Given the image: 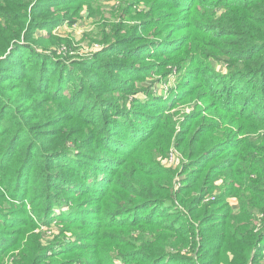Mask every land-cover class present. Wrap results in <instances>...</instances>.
<instances>
[{
  "label": "trees",
  "instance_id": "trees-1",
  "mask_svg": "<svg viewBox=\"0 0 264 264\" xmlns=\"http://www.w3.org/2000/svg\"><path fill=\"white\" fill-rule=\"evenodd\" d=\"M119 2L112 44L70 65L52 31L94 0H0V264H259L264 0ZM173 69L192 71L175 99H135V79ZM171 144L179 173L157 161Z\"/></svg>",
  "mask_w": 264,
  "mask_h": 264
},
{
  "label": "rangeland",
  "instance_id": "rangeland-1",
  "mask_svg": "<svg viewBox=\"0 0 264 264\" xmlns=\"http://www.w3.org/2000/svg\"><path fill=\"white\" fill-rule=\"evenodd\" d=\"M120 0H94L96 4V9H98V14L96 13L95 15H92L91 17L87 16L86 14L83 15L82 18H78L76 16H68L66 20H62L58 26L53 29L52 34L58 36L61 38V40L65 44H61V46L58 48L57 54L64 56L67 54L66 59L70 65H72L75 62H80V61H85L87 62L88 59H91V57L97 52L100 53L103 51V49L106 46H109L112 44L111 42L115 39V34L114 31L112 30L115 26H119V10H116L114 8H118L120 6ZM142 1H140L139 4L134 5V10L136 12L143 11V6L141 5ZM145 6V5H144ZM114 11V12H112ZM147 11V10H145ZM124 13V12H123ZM129 13V14H127ZM122 15L121 21L128 25L131 26L134 24L136 21L131 20V12H127ZM69 20V21H68ZM65 21V22H64ZM181 21L178 20V23ZM114 25V26H113ZM37 34H44L45 35V30L37 29L36 30ZM111 31V32H110ZM183 31H178L174 33L173 37L174 39L180 37ZM107 36V40L105 43H100L98 39L102 38L103 36ZM124 35H127L125 33ZM209 67L213 70L212 74L217 76L219 78V82H224L226 75V67L222 65L220 62H209L208 63ZM162 66H160L158 69H161ZM167 69V68H166ZM86 71V70H85ZM162 71H165V68L162 69ZM188 75H192V71H188L187 73L184 71H176L172 70L168 74H165L164 76H159V75H154L152 74L151 76L146 75L143 80H138L135 79L134 85H133V90L137 92L136 98H141L144 102L149 101L147 96L153 95L156 96V100L162 98L165 103L167 104L169 100L171 101L172 99H175L176 96V91L177 89L180 88L178 85L181 83V80L187 77ZM140 81V82H139ZM66 94H68L66 92ZM144 95V97L142 96ZM153 100V101H156ZM129 101H131L129 99ZM205 102H198V106H203ZM131 105V104H130ZM66 109H69V106L67 103H65ZM175 109H178V113L174 116V119H181V117L190 112V107L187 105L185 107H176ZM171 110L170 113H174V110ZM181 109V110H180ZM73 111V110H71ZM65 127H67V124H64ZM174 146L171 144L170 148L166 150V153L164 155H160L157 157V161H159V165L163 168H172V170L175 173H179L181 169V160L179 159L182 157L180 152L175 148L173 149ZM172 149V150H171ZM174 155H171V154ZM170 156L173 157V161L171 163L167 162V159L170 158ZM196 167V166H194ZM197 168V167H196ZM177 182L176 184L179 185L180 180L184 178L183 175L176 176ZM216 184H219V181L216 182ZM2 191L4 192V188H2ZM216 191V190H215ZM216 193L212 194L213 196ZM6 195H8L6 193ZM213 197L209 196L205 200L212 199ZM233 198H229L230 203H236ZM37 201V200H36ZM229 203V204H230ZM24 207L28 211V213L33 212L32 206L30 205L29 202H24ZM231 210H233L231 204H230ZM63 210H67L66 206H62ZM59 207H56L51 217H55L54 214L57 216L61 211H63ZM132 215V214H131ZM89 219H94L95 216L89 215ZM131 217V216H130ZM49 218V219H50ZM52 219V218H51ZM171 219V218H168ZM53 223L50 224H41L39 227L35 229V232H41L44 237V241H51L53 236H56V234L59 233L60 227L56 225H52ZM67 237H71V235H67ZM186 251V250H185ZM17 252V251H16ZM184 253V251H182ZM264 253V250H263ZM189 254V253H186ZM263 258L259 260V264H264V255L262 256ZM113 262L115 264L121 263V260L118 259L117 257H114ZM87 259V258H86ZM159 264H180L177 262H174L173 260H162ZM182 264V263H181Z\"/></svg>",
  "mask_w": 264,
  "mask_h": 264
},
{
  "label": "crops",
  "instance_id": "crops-1",
  "mask_svg": "<svg viewBox=\"0 0 264 264\" xmlns=\"http://www.w3.org/2000/svg\"><path fill=\"white\" fill-rule=\"evenodd\" d=\"M232 200H234L236 203H230V200H229V203L231 204L233 210H236L237 209V201L233 198Z\"/></svg>",
  "mask_w": 264,
  "mask_h": 264
},
{
  "label": "built area",
  "instance_id": "built-area-1",
  "mask_svg": "<svg viewBox=\"0 0 264 264\" xmlns=\"http://www.w3.org/2000/svg\"><path fill=\"white\" fill-rule=\"evenodd\" d=\"M171 155H174V154L172 153ZM172 161H173V157L170 156V158L167 159V162H168V163H171Z\"/></svg>",
  "mask_w": 264,
  "mask_h": 264
}]
</instances>
